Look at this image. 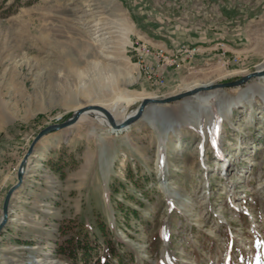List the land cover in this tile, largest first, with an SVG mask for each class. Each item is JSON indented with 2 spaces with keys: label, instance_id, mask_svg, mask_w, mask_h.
Here are the masks:
<instances>
[{
  "label": "rangeland",
  "instance_id": "374dc122",
  "mask_svg": "<svg viewBox=\"0 0 264 264\" xmlns=\"http://www.w3.org/2000/svg\"><path fill=\"white\" fill-rule=\"evenodd\" d=\"M137 1L0 0V171L16 175L0 189V216L34 139L77 110L118 104L122 122L146 98L264 67V0ZM144 17L176 42L186 33L179 27L221 35L229 57L168 64L175 75L155 82L135 65L132 33ZM256 83L264 78L215 91L224 98L209 108L200 101L207 93L157 106L165 114L148 106L123 132L90 112L42 138L11 199L0 264H85L55 253L79 231L95 248L92 264H264V96L229 107ZM106 240L122 263L107 255Z\"/></svg>",
  "mask_w": 264,
  "mask_h": 264
},
{
  "label": "crops",
  "instance_id": "0c3cea01",
  "mask_svg": "<svg viewBox=\"0 0 264 264\" xmlns=\"http://www.w3.org/2000/svg\"><path fill=\"white\" fill-rule=\"evenodd\" d=\"M137 0H133V4H137ZM146 13H143L141 9H137V14L140 16L148 17ZM144 17L143 21L135 22L132 36L134 37V44L139 46H147L150 48L152 53L150 55L144 54L143 52L134 55L138 57V63L135 64L136 66H139L140 68H146L149 67L152 69V72L159 76V77H170L171 75H175V71L172 68H168V64L161 65L160 61L156 57L157 52L161 51L166 55H173L179 53L181 56V61L183 63H186L187 65L193 63L198 64L199 62H206L210 61L216 57H224L229 55L230 47L225 45L224 43L218 42L221 38V35L211 34V33H205V32H195L191 29H183L179 27V30L186 31V33H179V37L177 38V42L172 39L171 37H168L164 34V32H167V28L164 26H156L151 25L149 20ZM142 22V23H141ZM142 24V25H141ZM176 30L177 28L174 27ZM159 32V38L153 37V32ZM152 32V33H151ZM189 32V33H188ZM152 34V35H151ZM140 42V44H139ZM193 46V47H192ZM195 46V47H194ZM192 47V48H191ZM183 48L187 49H194V52L190 54L182 52ZM221 51V52H220ZM229 57V56H227ZM181 66V65H180ZM47 145V144H46ZM42 150L40 155L47 156L49 153H46ZM44 159V158H42ZM29 171V167L27 169V173ZM0 171V189L6 187V186H12L16 181V175L13 172H4ZM26 173V174H27ZM28 175V174H27ZM26 182L25 186H29V182L31 183L29 176H26ZM2 216H0L1 218ZM4 235L1 237L0 243L4 239ZM3 244V242L1 243Z\"/></svg>",
  "mask_w": 264,
  "mask_h": 264
},
{
  "label": "water",
  "instance_id": "95a60500",
  "mask_svg": "<svg viewBox=\"0 0 264 264\" xmlns=\"http://www.w3.org/2000/svg\"><path fill=\"white\" fill-rule=\"evenodd\" d=\"M261 78H264V71H255L252 74L244 76V77H242L239 80H236L234 82L222 83V84H217V85H211L208 87L197 88L194 90L187 91L183 94H179V95L174 96V97L166 98L164 100H143L141 102V104L139 105V107L137 108V110L135 111L134 115L128 116L121 123H118L115 120V118L113 117V115L109 111L105 110L104 108H101L99 106H88V107H85V108L79 110L77 113H74L72 115V117L69 120H67L66 122H64L60 125L50 126V127L46 128L45 130L41 131L37 135V137L34 139V141L32 142L30 148L28 149L26 155L23 157V160L21 161V163L19 165L18 172H17V183L13 187L10 188V190L7 192V194L3 200L2 217L0 220V237H1L2 232L9 225L10 220H11V218H10V215H11L10 204H11V199L13 197V194L20 188V186L24 182V178L26 175L22 171L24 168V165L26 164V162L29 158H32L33 152H34L37 144L39 143V141L42 138L74 126L79 121L80 117L87 112H99V113H101L105 117V119L107 120V122L109 123V126L112 128L113 131H124V130H127L132 124L137 122L143 116V113L148 106H167V105L173 104L175 102H179L181 100H184L186 98L199 95L200 93L214 92L217 90H224V89L239 88V87L249 83L250 81H252L254 79H261Z\"/></svg>",
  "mask_w": 264,
  "mask_h": 264
},
{
  "label": "trees",
  "instance_id": "16d2710c",
  "mask_svg": "<svg viewBox=\"0 0 264 264\" xmlns=\"http://www.w3.org/2000/svg\"><path fill=\"white\" fill-rule=\"evenodd\" d=\"M99 231L102 234V236L105 238V228L101 224L99 226ZM63 236H65L66 232L64 229L60 232ZM106 244V252L109 257L113 259H117L119 263H122V257L120 253L115 252L111 246V243L109 240L105 241ZM94 246L89 241V238L87 234H82L81 231H79V234L76 236H72L67 238L63 243L59 244L56 248L55 253L61 257H63L65 260L76 263V261L80 260L84 262L85 264H92L91 259L92 255L94 253ZM93 263L98 264L100 263V258H96L93 260Z\"/></svg>",
  "mask_w": 264,
  "mask_h": 264
},
{
  "label": "bare ground",
  "instance_id": "6f19581e",
  "mask_svg": "<svg viewBox=\"0 0 264 264\" xmlns=\"http://www.w3.org/2000/svg\"><path fill=\"white\" fill-rule=\"evenodd\" d=\"M40 35V34H39ZM37 38V37H36ZM42 41H46V36H44L43 35V38L41 39ZM41 40H39V42L41 41ZM38 41V40H37ZM38 43V42H37ZM48 43H50L49 41L47 42V44ZM50 44H53V43H50ZM55 44L56 43H54L53 45L55 46ZM52 46V45H51ZM67 65V64H66ZM258 71H264V67L263 68H261L260 70H258ZM202 87H208V85H204V86H202ZM95 88V87H94ZM94 90H96V89H94ZM257 93L258 92V94H260V95H262V96H264V83H256V84H254V85H252V86H247V87H245L244 89H241L240 90V92H239V94H238V97L234 100V101H232V102H230L229 103V107H232V106H239L242 102H243V100L245 99V97L248 95V94H250V95H254V93ZM85 95H86V97L87 98H89L90 99V97H91V95H90V92H86L85 93ZM221 95L220 94H218V93H215V91L214 92H207V94L205 95V96H201V98H200V101L201 102H203L204 104H206L207 105V107L206 108H209L208 106L210 105V103L212 102V101H215V100H222L223 98L222 97H220ZM144 100H156V99H154V98H146V99H144ZM143 101V100H142ZM141 101V102H142ZM94 106H96V105H94ZM88 107V106H87ZM100 107V106H99ZM118 107V104H114V107L111 109V110H109L110 111V113L113 115V117L115 118V109ZM85 108V107H84ZM101 108H103V107H101ZM83 109V108H82ZM105 109V108H104ZM79 110H81V109H79ZM79 110H77L76 112H74V113H77ZM106 110V109H105ZM107 111H108V109H107ZM151 111L152 112H155V111H159V112H161V113H163V114H165V111H164V109H162V108H160V107H157V106H151ZM95 113V115H97V117L99 118V119H101L102 120V122L105 124V125H107L110 129H111V131H113L112 130V128L109 126V123L107 122V120L105 119V117L101 114V113H99V112H94ZM135 113V112H134ZM134 113L132 114V115H130V116H133L134 115ZM90 114V112H87V113H85V114H83L81 117H80V119H79V121L78 122H80L82 119H84V118H86V116H88ZM127 118V117H126ZM125 118V119H126ZM124 119V120H125ZM115 120L117 121V119L115 118ZM77 122V123H78ZM118 122V121H117ZM123 122V121H122ZM118 123H121V122H118ZM125 131V130H124ZM113 132H123V131H113ZM31 158H29L28 160H27V162H26V164L24 165V168H23V173H27V169H28V166H29V163H30V160ZM10 208H11V204H10Z\"/></svg>",
  "mask_w": 264,
  "mask_h": 264
},
{
  "label": "built area",
  "instance_id": "2783aa9c",
  "mask_svg": "<svg viewBox=\"0 0 264 264\" xmlns=\"http://www.w3.org/2000/svg\"><path fill=\"white\" fill-rule=\"evenodd\" d=\"M136 46L137 47H135L134 50L137 54L143 52L144 54L150 55L152 53L150 48H148L147 46H139V45H136ZM182 52L190 54V52L191 53L194 52V49L191 50V49L183 48ZM156 57L160 61L161 65L170 64L171 66H173L175 64H178L179 61H181V56L179 55V53L169 56L159 51L157 52ZM143 72H145V74L149 75L150 77H153V76L156 77L155 82L161 83L162 77L155 75L149 67L143 68ZM0 204H1V198H0Z\"/></svg>",
  "mask_w": 264,
  "mask_h": 264
}]
</instances>
